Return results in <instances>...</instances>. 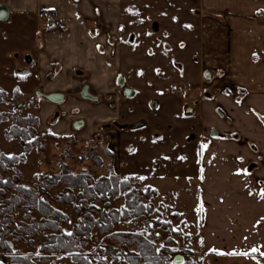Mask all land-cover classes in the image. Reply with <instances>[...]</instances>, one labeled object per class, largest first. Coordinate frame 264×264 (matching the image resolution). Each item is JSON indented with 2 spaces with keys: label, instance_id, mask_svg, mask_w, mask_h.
<instances>
[{
  "label": "rangeland",
  "instance_id": "rangeland-1",
  "mask_svg": "<svg viewBox=\"0 0 264 264\" xmlns=\"http://www.w3.org/2000/svg\"><path fill=\"white\" fill-rule=\"evenodd\" d=\"M121 6L122 16L115 25L117 34L107 36L105 42L111 48V57L117 55L118 68L112 69L109 61L105 66L107 70L104 67L96 69L103 70L98 72L100 75L95 74L93 68L91 71L95 81L92 94H99V103L105 112L101 118H96L93 113V107H96L93 103L83 102L92 107L84 110L82 102L76 103L67 95L62 104L54 105L34 94L39 88L38 43L42 42L43 30L50 28L49 23H56L52 12L42 13L45 23L36 17L0 21V92L4 94L0 96V154L19 156L24 153L19 141L8 139L6 135L12 127L33 128L44 144L42 151L32 149L23 154L24 160L10 168L9 173L0 169V179L17 178L20 185L31 187L37 185L40 176L58 174L61 162L74 174L86 169L93 181L109 176L111 171L119 178L134 177L136 180L132 185L137 190L156 192L149 201L143 198V203L151 204L156 213L148 218L120 223L111 233L144 236L146 224L158 218L168 223L170 230H156L152 243L157 249L173 251L171 262L223 264L222 257L206 253L201 246V204L206 202L201 200L200 194L204 151L213 140L224 136L220 127L218 130V126L210 124L206 114L201 115L200 108L202 105L206 108L208 101H214L215 95L211 92L214 84L216 87L225 81L234 82L238 79L235 75H243L246 70L242 68L245 66L243 58L235 57L238 53H230L224 47L210 58L211 65L204 66L203 31L208 29L213 39H223V42L226 41L223 32L230 27L233 34L249 31L247 34L254 35L253 38H260L261 32L264 33V14H256L250 19H204V11L197 0H122ZM46 13H51L52 18L46 19ZM249 41V45L254 42ZM96 48L99 52L98 46ZM255 54V57L251 54L250 64L260 59L258 53ZM28 56L29 64L25 62ZM219 61L220 65H216ZM213 65L218 67L213 68ZM205 72L209 73L210 79L205 77ZM104 74L113 81L111 86L103 84L106 83ZM47 76L50 79L52 73L47 72ZM120 76L124 78L125 87L135 91L133 98L124 97L122 88L116 85L114 78ZM52 87L56 88L57 84ZM42 88L48 91L45 84ZM100 91L103 94L97 93ZM222 91L228 92L224 88ZM214 109L216 118L227 120L222 106L216 105ZM35 119L37 124L34 125ZM23 121L27 124L22 125ZM73 121L81 122L82 130H68ZM210 128L218 130L216 138L209 135ZM202 144L206 147L201 148ZM65 188V184H58L47 190L44 200L66 217L59 225L68 234L79 224L82 215L74 210L78 199L70 205L54 202ZM78 193L73 192L74 195ZM95 205L100 210H107L104 204ZM109 205L120 210L123 199H110ZM24 214L20 207L15 208L8 225L0 216L2 231L7 227L16 230L28 223ZM34 218L39 220L41 215L34 212ZM3 237L10 243L12 252L8 254L0 249L2 264H10L15 255L29 264H78L69 254L44 253L41 249L46 239L42 234L20 241H14L8 234ZM81 243L77 253L87 256L112 244L109 234L101 235L96 229L92 230L90 241ZM104 261V264H118L109 257Z\"/></svg>",
  "mask_w": 264,
  "mask_h": 264
},
{
  "label": "crops",
  "instance_id": "crops-1",
  "mask_svg": "<svg viewBox=\"0 0 264 264\" xmlns=\"http://www.w3.org/2000/svg\"><path fill=\"white\" fill-rule=\"evenodd\" d=\"M197 2L204 11V19H250L256 14H264V0ZM121 4L122 0H0V5H5L8 10V18L2 22L36 17L45 23L41 15L46 11L56 17V23H49L51 29L43 30L42 42L38 43L36 65L40 71L37 75L39 88L34 91L35 95L45 99L44 96L49 94H62L63 101L67 95L76 103L95 104L92 111L96 118L105 114L99 103V94H92L95 81L91 78V71L105 68L109 61L112 69L118 68L119 59L117 55L111 57V48L105 42L107 36L117 34L115 25L122 16ZM203 32L204 66L211 65L210 58L224 47L230 53H238L234 54L235 57L243 58L245 66L242 68L246 73L235 75L238 79L234 82L225 81L216 87L215 84L210 85L214 88L211 91L212 96L215 95L214 101H208L206 108L204 105L201 106L203 109L200 108L201 115L206 114L210 124L218 126V130L220 127L224 136L223 139L213 140L201 159L200 195L201 200L206 202L201 204V246L206 253L222 257L223 264H264V256L260 255L264 252V197L259 195L260 190L264 189V33L261 32L260 38H253L254 35L247 34L249 31H245L246 34H233L234 30L230 27L226 33L223 32L226 40L223 42V39H213L208 29ZM35 33L37 35L38 32L35 30ZM250 39L254 42L249 45ZM252 53H258L260 58L254 64L248 62ZM26 59L29 64V56ZM102 71L96 70L95 74L100 75L98 72ZM47 72L52 73L50 79ZM104 76L106 83L103 84L111 86L113 81L107 79V74ZM82 77L88 78L81 81ZM116 78L117 85L119 77ZM44 84L48 91L42 88ZM54 84H57L56 88L52 87ZM83 87H87L89 94L97 97L98 101L82 99L79 92ZM223 88L228 92H221ZM114 92L117 94L116 88ZM97 93L103 94L102 91ZM216 105L222 106L227 120L216 118ZM87 106L85 103L84 110L92 108ZM75 124L73 121L68 130H82L81 126L76 128ZM237 169L246 170V173L241 171L237 174ZM253 248L257 249L255 253L252 252Z\"/></svg>",
  "mask_w": 264,
  "mask_h": 264
},
{
  "label": "trees",
  "instance_id": "trees-1",
  "mask_svg": "<svg viewBox=\"0 0 264 264\" xmlns=\"http://www.w3.org/2000/svg\"><path fill=\"white\" fill-rule=\"evenodd\" d=\"M3 95L0 92V96ZM32 123L37 124V120L35 119ZM25 124L27 123H22V125ZM6 135L8 139L19 141L24 151L23 154L29 153L32 149L43 150L44 144L41 138L36 135L35 130L31 127H12ZM23 154L19 156L0 154V169L9 173L10 168H14L16 164L24 160ZM96 161L99 163V160ZM59 167L58 174L40 176L37 179V185L31 187L20 185L17 178L13 180L0 179V216L3 223L5 225L11 223L10 215L15 208L19 207L25 213L24 218L29 220L28 223H23L16 230L7 227L3 232L0 227V249L2 251L8 254L12 252L10 243L4 240V234L10 235L14 241H20L22 238L31 239L33 235L42 234L46 239V244L41 249L44 253L69 254L71 260L78 264H104V259L108 257L117 261L118 264H173L170 258L175 253L167 249L157 251L152 243L156 230H170L168 223L162 222L158 218L151 220L146 224L144 236L111 233L114 226L120 223H128L140 217L148 218L155 214L156 211L151 204L143 203V198L147 201L154 198L155 191L142 193L132 185L136 178H119L113 171L110 172L109 176L93 181L89 171L84 168L74 174L64 162H61ZM58 184H65L66 188L54 198L55 203L70 205L78 199V204L74 206V210L82 216L79 224L73 227L71 235L62 231L59 225L60 222L66 220V217L44 200L45 192ZM74 191L79 193L74 195ZM7 192L12 193L7 195ZM121 198L123 205L120 210L110 208V199ZM95 203L104 204L107 210H100ZM34 212L41 215L39 220L34 218ZM94 215L98 217L95 218ZM93 229H96L101 235L109 234L112 244H108L103 251L98 250L90 256L77 253L81 249L82 241H90ZM10 264L29 263L15 255ZM177 264L193 263L185 261Z\"/></svg>",
  "mask_w": 264,
  "mask_h": 264
},
{
  "label": "water",
  "instance_id": "water-1",
  "mask_svg": "<svg viewBox=\"0 0 264 264\" xmlns=\"http://www.w3.org/2000/svg\"><path fill=\"white\" fill-rule=\"evenodd\" d=\"M8 18V10L6 8L5 5H0V21H6ZM205 77H209V73L206 72L205 73ZM117 85L122 88V95L126 98H133L135 96V91L133 89H130L128 87H125V83H124V78L123 77H119L118 80H117ZM81 95V98L84 99V100H88V101H91V102H97L98 101V98L89 94L87 92V87H84L82 93L80 94ZM44 98L51 102V103H54V104H59L63 101V95L62 94H49V95H46L44 96ZM153 106V104H152ZM82 125L81 122L79 123H76L75 124V127L78 128ZM140 125H133V127H138ZM210 134L212 136H216L217 135V132L216 131H211ZM181 260V259H180ZM173 264H177L176 261H173Z\"/></svg>",
  "mask_w": 264,
  "mask_h": 264
},
{
  "label": "snow or ice",
  "instance_id": "snow-or-ice-1",
  "mask_svg": "<svg viewBox=\"0 0 264 264\" xmlns=\"http://www.w3.org/2000/svg\"><path fill=\"white\" fill-rule=\"evenodd\" d=\"M175 19V18H174ZM255 53H253V56L255 57ZM239 102V101H238ZM204 147H206V145H201V148H204ZM132 151H135L134 149H132ZM241 171H245V173H246V170H242V169H237V174H239ZM125 179H127V177H125ZM140 179H143V177H140ZM250 195H251V192L249 193ZM259 195L260 196H262V197H264V189H261L260 190V193H259ZM173 231H175V229H173ZM68 235H71V233H68ZM157 251H159V249H157ZM210 251H212V250H210ZM257 251V249H255V248H253L252 249V252L253 253H255ZM233 254H235V253H233ZM242 255H247L246 253H243ZM260 255L261 256H264V252H261L260 253Z\"/></svg>",
  "mask_w": 264,
  "mask_h": 264
},
{
  "label": "flooded vegetation",
  "instance_id": "flooded-vegetation-1",
  "mask_svg": "<svg viewBox=\"0 0 264 264\" xmlns=\"http://www.w3.org/2000/svg\"><path fill=\"white\" fill-rule=\"evenodd\" d=\"M25 57H26V56H25ZM26 61L28 62L27 59H25V62H26ZM83 89H84V87H83V88L81 89V91L79 92V95L82 93ZM87 92H88V90H87ZM88 93H89V92H88ZM80 97H81V95H80ZM211 131H216V132H217V135H216V136H218L219 132H218L216 129H212V128H211V129H209V135H210L211 137H214V136H212V135L210 134ZM216 136H215V137H216Z\"/></svg>",
  "mask_w": 264,
  "mask_h": 264
},
{
  "label": "built area",
  "instance_id": "built-area-1",
  "mask_svg": "<svg viewBox=\"0 0 264 264\" xmlns=\"http://www.w3.org/2000/svg\"><path fill=\"white\" fill-rule=\"evenodd\" d=\"M45 18H46V19H50V18H52V14H51V13H46Z\"/></svg>",
  "mask_w": 264,
  "mask_h": 264
}]
</instances>
